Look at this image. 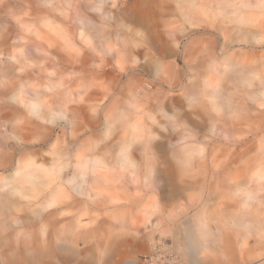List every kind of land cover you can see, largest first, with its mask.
Here are the masks:
<instances>
[{
    "label": "clouds",
    "instance_id": "clouds-1",
    "mask_svg": "<svg viewBox=\"0 0 264 264\" xmlns=\"http://www.w3.org/2000/svg\"><path fill=\"white\" fill-rule=\"evenodd\" d=\"M0 264H264V0H0Z\"/></svg>",
    "mask_w": 264,
    "mask_h": 264
}]
</instances>
